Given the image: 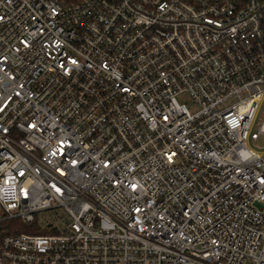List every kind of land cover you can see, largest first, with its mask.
<instances>
[{"label":"built area","instance_id":"built-area-1","mask_svg":"<svg viewBox=\"0 0 264 264\" xmlns=\"http://www.w3.org/2000/svg\"><path fill=\"white\" fill-rule=\"evenodd\" d=\"M260 139L264 0H0V264H264Z\"/></svg>","mask_w":264,"mask_h":264},{"label":"trees","instance_id":"trees-1","mask_svg":"<svg viewBox=\"0 0 264 264\" xmlns=\"http://www.w3.org/2000/svg\"><path fill=\"white\" fill-rule=\"evenodd\" d=\"M15 230H20L21 232H27V233L33 232L32 229H30L26 226H21V224L17 221L2 222V223H0V241L5 235L11 234Z\"/></svg>","mask_w":264,"mask_h":264},{"label":"rangeland","instance_id":"rangeland-1","mask_svg":"<svg viewBox=\"0 0 264 264\" xmlns=\"http://www.w3.org/2000/svg\"><path fill=\"white\" fill-rule=\"evenodd\" d=\"M179 101L181 103L186 104L188 106V108L190 110H192L193 104H192V101L189 98H180ZM253 147L256 148V149L259 148V147H263L264 148V139H260V141L254 143Z\"/></svg>","mask_w":264,"mask_h":264}]
</instances>
